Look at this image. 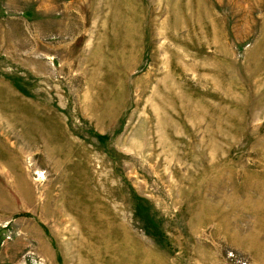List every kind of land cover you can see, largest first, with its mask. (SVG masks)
I'll return each instance as SVG.
<instances>
[{
	"label": "rangeland",
	"instance_id": "rangeland-1",
	"mask_svg": "<svg viewBox=\"0 0 264 264\" xmlns=\"http://www.w3.org/2000/svg\"><path fill=\"white\" fill-rule=\"evenodd\" d=\"M0 264H264V0H0Z\"/></svg>",
	"mask_w": 264,
	"mask_h": 264
}]
</instances>
